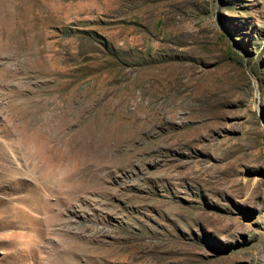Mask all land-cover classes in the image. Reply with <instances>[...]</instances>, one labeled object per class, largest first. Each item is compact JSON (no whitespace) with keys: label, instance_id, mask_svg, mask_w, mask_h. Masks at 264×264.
Returning <instances> with one entry per match:
<instances>
[{"label":"rangeland","instance_id":"obj_1","mask_svg":"<svg viewBox=\"0 0 264 264\" xmlns=\"http://www.w3.org/2000/svg\"><path fill=\"white\" fill-rule=\"evenodd\" d=\"M0 264H264V0H0Z\"/></svg>","mask_w":264,"mask_h":264},{"label":"bare ground","instance_id":"obj_2","mask_svg":"<svg viewBox=\"0 0 264 264\" xmlns=\"http://www.w3.org/2000/svg\"><path fill=\"white\" fill-rule=\"evenodd\" d=\"M36 247V246H35Z\"/></svg>","mask_w":264,"mask_h":264}]
</instances>
